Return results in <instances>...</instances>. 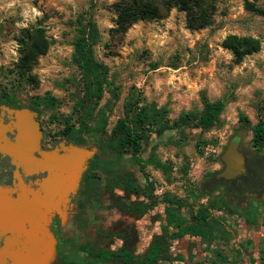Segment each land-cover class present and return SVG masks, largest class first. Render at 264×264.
I'll return each mask as SVG.
<instances>
[{
	"label": "rangeland",
	"instance_id": "rangeland-1",
	"mask_svg": "<svg viewBox=\"0 0 264 264\" xmlns=\"http://www.w3.org/2000/svg\"><path fill=\"white\" fill-rule=\"evenodd\" d=\"M121 1L0 0V95L34 104L39 97L55 98L56 106L37 107L47 129L59 135L60 141L94 154L67 219L62 220L65 229L59 242L65 249L57 253V264H114L85 256V249L115 250L124 244L120 235L135 246L136 254L145 253L165 226V197L180 201V214L189 222L193 210L208 204L203 185L223 168L220 157L237 133H245V148L264 153V144L255 148L252 131L240 120L244 116L253 127L264 119V14L258 12L264 10V0H217L212 24L203 29L191 28L187 14L172 8L162 19L138 21L125 33H116L115 4ZM85 11L92 13L101 33L96 58L108 67L120 96L108 104L111 95L106 93L100 103L99 107L108 109L106 133L85 135L78 145L75 138L60 134L74 117L75 104L82 95L81 77L72 56L75 21ZM27 29H42L50 46L26 75H20V40ZM229 36L256 39L260 49L238 62L233 51L224 46ZM131 87H137L147 103L167 108L171 121L186 112H200L203 92L211 101L227 95L230 102L221 115L220 129L203 132L173 127L151 135L141 157L149 161L155 156L165 163L168 172L164 174L153 164H139L132 154L119 156L108 146ZM126 179H131L139 192L129 188ZM226 192L216 187L210 200ZM249 208L257 222L251 226L237 220L235 237L228 246L237 249L242 244L244 248L240 256L228 248L231 264H264L258 254L264 240V205ZM215 215H223L227 235L231 234L232 224L224 212ZM224 236L217 237L215 245L224 246L228 239ZM205 247L200 239L187 236L172 243L171 254L182 256L183 264H210Z\"/></svg>",
	"mask_w": 264,
	"mask_h": 264
},
{
	"label": "trees",
	"instance_id": "trees-1",
	"mask_svg": "<svg viewBox=\"0 0 264 264\" xmlns=\"http://www.w3.org/2000/svg\"><path fill=\"white\" fill-rule=\"evenodd\" d=\"M172 8H178L187 14L191 28L203 29L212 24L217 10V0H123L115 4L117 20L114 31L125 33L138 21L162 19ZM258 12L264 14V10H258ZM75 32L72 60L81 77L82 95L75 104L74 117L67 122V129L60 135L75 138V142L79 145L81 138L85 135L106 133L108 109L107 106H99L106 93L111 95L108 101L110 104L119 99L120 91L111 80L108 67L96 58L95 48L101 40V33L92 13L85 11L78 16L75 21ZM24 33L20 40L23 46L18 64L20 75H26L37 59L46 54L50 46L42 29H27ZM224 46L233 51L239 62L246 55L258 51L260 42L253 38L229 36ZM157 68V65H154L152 69ZM201 97L203 109L200 112H186L178 119L171 121L167 108L147 103L142 92L137 87H131L125 98L123 117L117 121L109 136V148L119 156L132 154L137 163L153 164L155 168L167 174L168 166L155 156L149 161L142 160L143 146L152 134H160L173 127H188L200 129L203 132L222 128L221 115L230 102L228 96L211 101L203 92ZM35 104L37 107L42 105L53 107L56 106L57 100L47 95L37 98ZM240 120L244 127H249L252 131L253 146H262L264 119L253 127H250L249 121L244 116H241ZM197 147L199 148V145ZM126 182L129 188L139 192L131 179H126ZM141 193L145 197H150L146 190H142ZM164 203L168 206L165 226L162 233L153 238L145 253L136 254L135 246L124 235L119 236L124 244L115 250L85 249V252L102 263L183 264L182 256L174 257L171 254L172 243L186 236H193L200 237L204 242L213 245L217 233L227 235L226 220L215 214L224 210L233 212L237 209L232 205L228 195H219L209 200L207 205H200L193 210L189 222L180 214L181 204L178 199L165 197ZM247 213L249 214V211ZM261 258L264 260V245L261 249Z\"/></svg>",
	"mask_w": 264,
	"mask_h": 264
},
{
	"label": "water",
	"instance_id": "water-1",
	"mask_svg": "<svg viewBox=\"0 0 264 264\" xmlns=\"http://www.w3.org/2000/svg\"><path fill=\"white\" fill-rule=\"evenodd\" d=\"M17 114L23 121L25 133L30 136L37 127L31 120L32 114L27 110ZM244 136L240 131L230 140L220 157L223 168L204 183L205 193L220 183L254 177L248 163L252 157L242 148ZM60 152L63 154L59 155ZM43 155L45 160L32 163L29 172L50 174L44 182L43 197L33 193V201L18 203L12 199L11 190L0 186V238H5L0 249V264H54L57 259L55 239L48 224L56 214L66 221L70 197L80 189L88 160L94 154L64 140L53 152ZM25 197L27 195L20 196Z\"/></svg>",
	"mask_w": 264,
	"mask_h": 264
},
{
	"label": "flooded vegetation",
	"instance_id": "flooded-vegetation-1",
	"mask_svg": "<svg viewBox=\"0 0 264 264\" xmlns=\"http://www.w3.org/2000/svg\"><path fill=\"white\" fill-rule=\"evenodd\" d=\"M26 110L32 114L31 120L37 125L30 136L25 133L23 121L17 114ZM55 134L47 129L39 108L34 102L22 103L17 97L0 95V186L11 190L14 201L27 203L34 200L33 193L42 197L45 195L44 182L49 179L50 174L47 171L29 172L32 163L45 160L43 154L53 152L61 142ZM242 148L252 157L248 163L254 172V177L220 183L214 188L221 187L227 190L226 193L232 203L244 209L254 204L264 205V153L252 152L245 148L244 144ZM62 154L63 152H60L59 155ZM21 195H27V197L21 199ZM74 196L70 197L69 206L74 203ZM64 227L58 214L48 224V229L55 239L54 248L57 253L65 249L59 242L64 233ZM4 241L5 238H0V249L4 246ZM57 261L58 258L55 264Z\"/></svg>",
	"mask_w": 264,
	"mask_h": 264
},
{
	"label": "crops",
	"instance_id": "crops-1",
	"mask_svg": "<svg viewBox=\"0 0 264 264\" xmlns=\"http://www.w3.org/2000/svg\"><path fill=\"white\" fill-rule=\"evenodd\" d=\"M222 170V169H221ZM220 170V171H221ZM211 178V177H210ZM209 178V179H210ZM214 188V186L210 189V192L209 193H205L204 192V190H203V188H202V190H203V192H204V194L205 195H207V198L210 200V195H211V192L215 189H213ZM228 195V194H227ZM229 196V195H228ZM214 199V198H213ZM231 199V198H230ZM232 201V200H231ZM232 205L234 206V207H237V209L235 210V211H233V212H230V211H226L225 212V210L223 211L224 212V216H225V218L227 219V221H230L231 222V224H232V229L233 230H231V231H229V233H231V234H229V235H226V236H224V237H227L228 236V241H225L224 242V246L222 245V246H220V245H215V241L213 242V245H209L207 242H204L200 237H193V236H189V237H193V238H198V239H200L201 240V242L206 246L205 247V249L209 252V258H208V260H209V263L210 264H226L227 262L229 263V264H231L230 263V255L229 254H227V250H228V248H230L231 250H233V252H234V250H235V255H237V256H240L241 255V253H242V250L241 249H243L244 248V246L242 245V244H240L239 245V248H237V249H235V248H231V247H229L228 246V244L229 243H231V240L232 239H234V237H235V228H234V225L236 224V222H237V220L239 219V220H244L246 223H248L249 225H251V226H254L255 224H256V222H257V218H255L256 217V215L254 214V213H252L250 210H251V208H249V206L248 207H246L245 209L243 208V207H241V206H239V205H234L233 203H232ZM249 211V214L247 213ZM220 213V212H219ZM247 213V214H246ZM221 214H223V213H221ZM221 218H223V215H222V217ZM236 226V225H235ZM228 232V231H227ZM222 235V233H217V235H216V237H215V239H217V237H219V236H221ZM187 237V236H186ZM185 238V237H184ZM181 239H183V238H181ZM180 240V239H179ZM178 241V240H177ZM251 245H252V243H251ZM263 245H264V240L262 241V243H260L259 244V250H258V254H259V260L261 261V263L263 262L264 263V260H262V258H261V249H262V247H263ZM217 253H219V255L221 256H219V255H217ZM85 256H87L88 255V253H86V254H84ZM59 258V257H58ZM93 259H95V258H93ZM97 260V259H96ZM60 264H65V262H60ZM94 264H97V262L95 261L94 262ZM207 264V263H206Z\"/></svg>",
	"mask_w": 264,
	"mask_h": 264
}]
</instances>
